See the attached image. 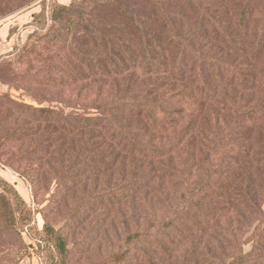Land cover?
Segmentation results:
<instances>
[{"label":"trees","instance_id":"1","mask_svg":"<svg viewBox=\"0 0 264 264\" xmlns=\"http://www.w3.org/2000/svg\"><path fill=\"white\" fill-rule=\"evenodd\" d=\"M112 2L115 5L114 0L105 3L92 0L76 6L50 0L35 20L50 21V29L66 38L71 35L72 43L82 25L88 41L76 42V58L92 74L106 75L114 84L119 85L118 78L130 74L129 82L124 84L128 95L114 102L119 104V112L103 111L87 116L28 105L35 116L39 112L47 117L46 125L43 127L39 122L23 128L20 140L30 138L29 151L41 157L51 156L55 164H48V168L56 186L61 188L70 178L78 181L86 178L82 168L90 160V150L105 143L103 157L107 158L104 164L110 178L118 173L120 188L124 190L121 194L127 202L137 200L140 227L134 237L126 230V243L137 237L144 261L156 259L153 240L156 247H164L157 233L163 227H171L190 241L199 236L187 254L194 255L192 250L199 247L208 264H264V18L257 17L250 3L224 7L221 2L215 11L220 16L205 7L194 26L186 27L185 32L168 27L164 41L125 1L117 6L127 21L120 33L114 34L94 22V17L100 16L99 8ZM199 37L204 40L197 43ZM170 43L182 49L167 51ZM140 79L149 84L145 83L142 94L133 95ZM180 100L186 103L174 106ZM125 107L144 114L146 125L135 126L132 119L126 118ZM54 119L62 122L61 127L51 122ZM184 122L181 137L187 139L182 141L180 137L174 144L177 148L181 146L186 158L176 169L162 161L166 149L153 146L147 150L140 134L148 124L162 133L167 129L175 131ZM66 129L78 133L87 129L89 141L78 139L82 142L75 152L72 139L65 149L68 141L62 133ZM114 150L117 155H113ZM148 156L158 158L167 176L178 170L179 184L184 188L174 200L166 198L167 208L171 209L166 217L160 218L152 198L148 197L157 175ZM91 158L103 159L95 153ZM197 165L196 177L190 181V171ZM93 168L98 171L97 164ZM32 175L35 177L30 176L31 181L40 184L39 173ZM85 185L86 182L82 187ZM109 194L114 203L116 191L111 189ZM243 209L257 215L254 223L248 221ZM125 224L128 228V223ZM43 230L47 235L53 234L55 243L50 241L56 253L53 260L57 261L60 252L67 257L70 247L66 237L48 222ZM245 244L251 245L250 250H245ZM126 255L119 258L124 260ZM62 264H67L66 258Z\"/></svg>","mask_w":264,"mask_h":264},{"label":"rangeland","instance_id":"2","mask_svg":"<svg viewBox=\"0 0 264 264\" xmlns=\"http://www.w3.org/2000/svg\"><path fill=\"white\" fill-rule=\"evenodd\" d=\"M57 1L78 6L92 0ZM102 1L105 3L109 0ZM122 1L130 4L137 16L147 23L151 31L159 33L164 41L168 27L185 32L186 27L194 26L205 7L215 12L221 2L224 7L250 3L256 9L257 17L264 18V0H114L115 5L112 2L99 8L97 12L100 16H95L94 22L114 34L120 33L122 25L127 23L117 7ZM49 3L50 0H0V43L3 42L0 45V264H62L64 258L67 264H208L200 254L199 247L192 250L194 255L187 254L188 249L196 245L199 236L190 241L181 238L182 235L171 227H163L157 233L164 247H156L153 240L156 259L144 261L140 257L141 245L137 237L127 245L128 235L136 236L140 227L138 204L137 200L127 202L121 194L124 190L120 188L122 184L118 180V173L111 180L104 164L107 162V158L103 157L107 149L105 143L98 149L92 148L90 153L88 151L90 160L82 168L85 171L83 177L86 175V178L80 181L70 178L68 184L61 188L56 186V179L48 168V164H55L51 156L41 157V154L29 151L30 138L20 140L19 133L23 132V128L39 122L43 127L46 125L47 117L39 112L35 116L26 107L28 105L33 108L52 107L66 114L78 112L89 116L103 111L114 114L120 109L119 104L114 102L128 95L124 84L130 80L129 73L118 78L119 85L114 84L106 75L92 74L76 58L74 47L88 41L82 25L77 29L76 41L72 43L71 35L66 38L55 29H50V21L40 23L35 20L36 15ZM1 27H5L4 30ZM128 31L131 32V29ZM203 40L199 37L195 41L200 43ZM181 49L176 43H170L167 47V51ZM136 83L133 95L142 94L145 83L149 84V81L143 83L140 79ZM169 90L170 87H167ZM181 102L183 105L186 100H180L174 106H179ZM125 115L127 119H132L135 126L147 123L144 114L139 115L128 107H125ZM57 121L54 119L51 122L61 127L62 122ZM140 121L142 123L138 124ZM185 123L175 131L167 129L162 133L148 124L146 131L140 134L143 145L149 148L147 150L153 146L166 149L161 156L162 161L179 169V163L183 157L186 158V153L174 143L180 139ZM62 134L68 141L65 149L72 139L75 140V152L82 142L78 139L89 141L87 129L84 133L77 130L67 132L66 129ZM186 139L187 136L181 137L182 141ZM197 150L198 147H195V154ZM117 152L114 150L113 155H117ZM94 153L103 159L91 158ZM119 160L121 156L117 165L120 164ZM148 160L154 162L157 171L148 197L152 198L160 218L166 217L171 211L167 208L166 198L174 200L184 188L179 184L178 170L173 171V176H167L160 168L158 158L148 156ZM96 164L98 171L93 168ZM26 168L30 170L25 171ZM197 168L198 165L192 171V168H188L190 181L196 177ZM30 173H39L40 184L35 185L31 181L30 176L35 175ZM158 175L162 176L161 180L157 179ZM85 182L86 185L82 187ZM94 182H97V188H94ZM111 189L116 191L115 197H112L114 203L109 199ZM242 212L248 214L249 222L256 221V214L244 209ZM45 222L59 230L70 247L68 256L60 252L56 262L53 260L55 249L50 242L55 243L53 234L44 232ZM126 230L129 231L128 235ZM250 248L251 245L245 244V250ZM124 253L127 255L123 260L119 255Z\"/></svg>","mask_w":264,"mask_h":264},{"label":"crops","instance_id":"3","mask_svg":"<svg viewBox=\"0 0 264 264\" xmlns=\"http://www.w3.org/2000/svg\"><path fill=\"white\" fill-rule=\"evenodd\" d=\"M1 28H2V30H4L5 27H1ZM7 36H8V34H7ZM7 36H6V39H7ZM3 39H4V38H3ZM1 44H3L2 41H1L0 45H1Z\"/></svg>","mask_w":264,"mask_h":264}]
</instances>
